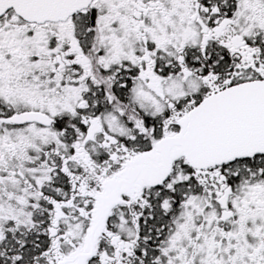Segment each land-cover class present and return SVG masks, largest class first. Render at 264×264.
Segmentation results:
<instances>
[{"label": "snow or ice", "instance_id": "snow-or-ice-1", "mask_svg": "<svg viewBox=\"0 0 264 264\" xmlns=\"http://www.w3.org/2000/svg\"><path fill=\"white\" fill-rule=\"evenodd\" d=\"M0 264H264V0H0Z\"/></svg>", "mask_w": 264, "mask_h": 264}]
</instances>
